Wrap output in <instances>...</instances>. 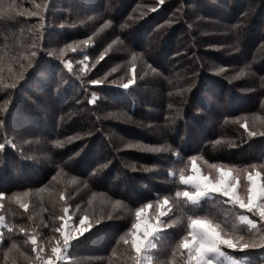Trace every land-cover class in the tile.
Instances as JSON below:
<instances>
[{"label":"trees","instance_id":"obj_1","mask_svg":"<svg viewBox=\"0 0 264 264\" xmlns=\"http://www.w3.org/2000/svg\"><path fill=\"white\" fill-rule=\"evenodd\" d=\"M13 1L11 11L0 3V192L61 172L84 179L91 195L107 194L136 207L185 189L177 178L194 155L237 168L264 162V136L249 135L253 126L264 125V0ZM19 7L28 13L16 12ZM100 26L105 42L125 44L118 51L122 58L143 56L147 79L125 89L124 73L114 83L122 60L107 55L94 68L99 83L89 85L65 67L57 49L44 48L48 42L55 47L92 38ZM99 38L85 47L92 57L106 49ZM154 79L160 80L157 95ZM171 91L185 94L173 119ZM95 92L99 98L90 103ZM45 106L54 110L52 116ZM83 112L88 118L81 129L64 131ZM118 142L153 149L122 148L136 161L127 168L114 150ZM21 152L32 157L24 155V161ZM220 198L210 194L192 203L180 196L178 209L225 225ZM130 226V220L101 222L69 243V264H132ZM181 232L177 226L160 233L151 264H169ZM6 234L3 242L21 238L10 224Z\"/></svg>","mask_w":264,"mask_h":264},{"label":"rangeland","instance_id":"obj_2","mask_svg":"<svg viewBox=\"0 0 264 264\" xmlns=\"http://www.w3.org/2000/svg\"><path fill=\"white\" fill-rule=\"evenodd\" d=\"M14 2L15 1L13 0H4L1 5L8 7L9 9H7V11H11ZM29 3H33V1L29 0ZM55 9H59V7L55 6ZM59 11L61 10L59 9ZM16 12L28 13L27 10L20 7ZM198 18L202 22H208V25H213L210 24L211 21L207 18L197 17L195 20ZM191 24L192 27H196L193 23ZM208 25L205 27L207 32L211 31L210 28H208ZM97 29H99L98 34ZM101 29L102 26H100V28H95L92 32L94 33L92 38L75 39L74 41L65 44L59 43L55 47L48 42V46L44 48L49 49V47L52 46L54 49H57L58 54L63 59L65 67L74 71L79 77L83 78L82 81L84 83L89 85H95L91 83V81L95 80L93 77L96 74L94 70L96 63L99 59L101 60L107 55L112 56V59L117 56L116 60H122L114 68L118 69L119 73L118 77L115 74L116 80H114V83L118 80L121 81L120 77L123 76L124 73L127 80L124 81V84H127L129 80H132L133 83L140 78L147 79L150 74H148L149 65L146 60L141 58L143 56H136L138 58H135L131 55H126L125 53L122 58V55L119 54L121 52L118 53V51L119 49L124 48L125 44L116 43L115 40L105 42L104 38L100 37L102 36ZM52 34L53 33L50 35ZM95 34L97 35L94 36ZM96 38H99L98 40L103 42L101 43L103 46H105V44L107 46L105 50H101V53L95 54L92 57L90 53L87 54L85 47L88 45V41H96ZM191 40L192 39L190 38L189 42ZM112 46L113 48L111 49ZM70 53H76L78 57H72ZM241 58L242 56H240V59ZM203 59V56L199 55L197 60L202 61ZM238 73L239 72H235L232 75L236 76ZM153 81H155L156 86L153 88L155 90L152 91V94H160L161 92L158 91L160 80L154 79ZM171 92L174 93L169 96L173 100L176 99V104L174 106L169 104L170 112L174 113V116L170 115L169 118L173 119L176 118V115L178 116L182 106L185 104V94L183 92L181 94L180 91ZM209 97L211 99L215 98L214 95L211 94ZM98 98L99 97L95 92V94H92L89 97L90 103H95ZM214 103L217 106V103ZM43 109L47 112L48 117L52 116V113H54L53 109L48 110L46 106ZM113 114L114 113L112 112V115ZM82 117L83 118H80L79 121L73 123L68 122L65 125L66 129H64V131L67 129L68 131L81 129V125H83L85 119L88 118L87 116H84V112L82 113ZM243 125L246 124L244 123ZM255 127L256 126H253L251 129L253 130L252 132L255 131V133L257 132L258 134L264 133V125H261L259 130ZM78 133L81 132L79 131ZM255 136L256 135H250L251 138H255ZM112 137H114V135H112ZM117 144L118 145L114 146V150H116V154H118L117 158L119 159L121 157L120 159L122 162H125L124 164L127 168H129L131 162L135 164L136 161L132 160L130 155L124 154V152L121 151L122 148L129 151L132 149L140 151L153 149V147L149 145H139V147H136L134 144H131L132 147H128V145H130L129 143L125 144L118 142ZM34 147L37 149V153L38 150L42 151L40 145H34ZM12 148L14 149L13 146ZM32 148L33 146H31V149ZM117 149H120V151ZM16 150L21 151L19 148ZM23 152L30 154V151L24 150ZM23 152H21V154L19 153V155L21 159L27 160V157L25 156L31 155H26ZM4 155L6 157L9 156L8 154ZM72 157H74V155H72ZM130 168L132 169L133 167L130 166ZM141 168L147 167L141 166ZM222 172L229 173L226 181H232L235 185L233 191L242 199L247 198L248 189L252 184V181L249 179L250 174L255 178L257 188H259L260 185H264V162H260L255 167L250 165L243 168H237L223 162H208L198 155H194L189 159V163L183 168L181 174L177 178L180 182L186 185L185 189L179 192L193 191L195 183V181L184 183V181L181 180V176H184L186 179L188 177H207L210 180L215 181L220 178ZM257 173H259V175H257ZM120 175L122 176V174ZM85 184L86 181L78 176L72 178L60 172L56 175L44 178L40 183L34 182L32 185L15 190L10 194L8 192L4 193V195L0 197V217L3 218L0 219V264H47L48 260L53 259L57 255L52 251L54 247L61 248V254L64 256V259H55L53 264H69L70 258L66 256L67 248L63 247V239L69 232L72 233V239L69 241L70 243L89 231L92 233L94 228L98 229L101 222H116L119 220L123 222L130 220L131 226L127 233L130 236L129 241L134 252L135 250L132 244L133 239L141 240L146 228L149 226L153 228V235L150 237V244L152 245L145 243L139 256L140 264H151L153 261L155 257L153 256V253L156 248L158 250V247H156L157 237H159V239L162 237L160 233L169 228L180 227L182 232L179 235V239L177 240L169 264H189L187 249L177 248V245L181 243L189 229L187 230L188 217L183 216L179 212L176 192L171 195L164 194L160 197L158 196L159 198L157 199L147 200L139 206L131 207L127 205L125 200L117 197L114 198L107 194L91 195L88 190L83 187ZM210 194L216 193H208L205 196H209ZM217 195L221 196L220 202L224 207L221 217L225 221V225L206 216H193V218L207 220L212 223L213 226H218V230L222 231V233L230 235L246 236L248 232L255 231L253 226L248 224V220L255 221L257 229L261 225H264V220H262L259 215V207H254L251 210L241 209L238 204L234 205L232 203H225V200L229 198H225L220 194ZM262 203H264V200L260 199L258 196L256 204L260 205ZM25 205H27V207H25ZM137 213H139V215H137ZM241 216L246 217L247 219L242 220ZM161 222L169 223L171 227L156 231V229L160 227ZM9 224L21 238L17 240L14 239L11 242H3L6 239L5 237H7L6 230L7 227H9ZM137 225L138 227H134ZM221 251L223 254L217 258V264H264V248H250L241 251L222 246ZM132 264H136V253L135 260Z\"/></svg>","mask_w":264,"mask_h":264},{"label":"snow or ice","instance_id":"obj_3","mask_svg":"<svg viewBox=\"0 0 264 264\" xmlns=\"http://www.w3.org/2000/svg\"><path fill=\"white\" fill-rule=\"evenodd\" d=\"M163 2V0H161ZM36 13H33L35 15ZM35 55V53H33ZM262 81H264V78H261ZM91 83L96 84L99 83V81L93 80ZM132 84V80H129L127 84H124L123 87L125 89H128L129 85ZM250 135H257V133L252 132ZM261 136H264V134H260ZM4 145H0V148H3ZM128 147H132V145H128ZM255 167V165H253ZM259 175V173H257ZM192 177H188L187 179L184 176H181V180L184 181V183L193 182L194 183V190L189 191H183V192H176V196L185 197L188 201H191L192 203H195L199 201V199L203 196H205L208 193H216L220 194L225 198H229L225 200V203H232V204H238L241 209H249L251 210L254 207H259L260 212L259 215L264 220V203L257 205L256 200L259 196L260 199L264 200V185H260L259 188H257L256 180L254 177L249 175V179L252 181L251 187L248 189L247 192V198L242 199L240 196H238L234 191L233 188L235 185L232 183V181L227 180L226 178H223L220 176L218 180H210L207 177H204L203 181H197L191 179ZM205 184L207 186H205ZM4 195V192H0V197ZM27 207V205H25ZM139 215V213H137ZM0 219H3L0 217ZM241 219H247L246 217L241 216ZM196 221H203L205 223L211 224L207 220L200 219V218H193V216H188V231L187 235L184 236L181 243L177 245V248H183L187 249V256H188V262L189 264H217V258L223 254L221 251L222 246H227L229 249L233 250H245L250 248H256V247H250L245 246L241 247L240 245L245 244L246 242L249 243H257L262 238H264V225H261L258 229L256 228L255 221L248 220V224L253 226V229L255 231L248 232L247 235H238L239 236V243H236L234 246H230L229 244L223 243V242H212L209 244H205L203 247L201 246L204 243V236L203 233L198 230L196 227ZM134 227H138L134 226ZM171 225L166 222H161L160 227L156 229V231L162 230L164 228H169ZM216 228L219 236L222 240L224 239H232V237L226 236V234L222 233V231L218 230V226H213ZM153 235V228L151 226L147 227L146 230L143 233V237L141 240L133 239L132 244L136 253V264H140L139 256L140 253L145 246V243L148 245L150 244V237ZM72 239V233L69 232L67 236L63 239V247L67 248L69 246V241ZM259 248H264V243L260 244ZM42 251V249H41ZM53 253H56L57 255L53 258L47 261V264H53V261L55 259H64V256L61 254V248L60 247H54L52 249Z\"/></svg>","mask_w":264,"mask_h":264},{"label":"clouds","instance_id":"obj_4","mask_svg":"<svg viewBox=\"0 0 264 264\" xmlns=\"http://www.w3.org/2000/svg\"><path fill=\"white\" fill-rule=\"evenodd\" d=\"M0 3H2V0H0ZM0 11H2V8H0ZM264 78V77H262ZM260 134H264V133H260ZM229 175V173L227 172H222L221 177L223 181V178H226ZM191 179L193 180H197V181H203L204 177H192ZM205 186H207L205 184ZM196 227L198 228V230H200L203 233L204 236V243L201 245L202 247L205 244H209L212 242H223L226 244H229L230 246H234L236 243H239V236L238 235H230V234H226V236L228 237H232V239H224L222 240L221 237L219 236L217 230L215 227H213L211 224L205 223L203 221H196ZM264 243V238H262L259 242L257 243H249L246 242L245 244L240 245L241 247H245V246H250V247H256L259 248L260 244Z\"/></svg>","mask_w":264,"mask_h":264}]
</instances>
